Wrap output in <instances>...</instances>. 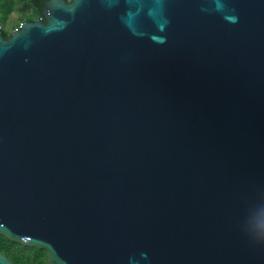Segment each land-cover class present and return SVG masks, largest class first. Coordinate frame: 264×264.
Returning <instances> with one entry per match:
<instances>
[{
  "label": "water",
  "instance_id": "obj_1",
  "mask_svg": "<svg viewBox=\"0 0 264 264\" xmlns=\"http://www.w3.org/2000/svg\"><path fill=\"white\" fill-rule=\"evenodd\" d=\"M41 16L0 31V236L47 264H264V0Z\"/></svg>",
  "mask_w": 264,
  "mask_h": 264
},
{
  "label": "trees",
  "instance_id": "obj_2",
  "mask_svg": "<svg viewBox=\"0 0 264 264\" xmlns=\"http://www.w3.org/2000/svg\"><path fill=\"white\" fill-rule=\"evenodd\" d=\"M47 1L0 0V25L8 23L12 15H18L21 22L25 20L33 22L37 18H41L42 9ZM11 23H13L12 20ZM19 24L15 23L14 27H18ZM10 34V31L2 28V35L5 39H8ZM0 253L5 254L14 264H47L45 250L12 242L3 236H0Z\"/></svg>",
  "mask_w": 264,
  "mask_h": 264
},
{
  "label": "rangeland",
  "instance_id": "obj_3",
  "mask_svg": "<svg viewBox=\"0 0 264 264\" xmlns=\"http://www.w3.org/2000/svg\"><path fill=\"white\" fill-rule=\"evenodd\" d=\"M11 20L13 21V23H11ZM15 23H20L18 26L22 24L18 15L17 16L12 15L10 21H8V23L3 24L2 27L3 29L12 32L17 27V26L14 27Z\"/></svg>",
  "mask_w": 264,
  "mask_h": 264
},
{
  "label": "built area",
  "instance_id": "obj_4",
  "mask_svg": "<svg viewBox=\"0 0 264 264\" xmlns=\"http://www.w3.org/2000/svg\"><path fill=\"white\" fill-rule=\"evenodd\" d=\"M2 28H3V27L0 25V31H1V32H2ZM17 28H19V26H18ZM15 29H16V28H15Z\"/></svg>",
  "mask_w": 264,
  "mask_h": 264
}]
</instances>
